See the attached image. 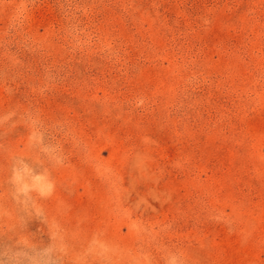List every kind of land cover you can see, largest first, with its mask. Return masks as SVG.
Wrapping results in <instances>:
<instances>
[{
  "label": "rangeland",
  "instance_id": "374dc122",
  "mask_svg": "<svg viewBox=\"0 0 264 264\" xmlns=\"http://www.w3.org/2000/svg\"><path fill=\"white\" fill-rule=\"evenodd\" d=\"M0 264H264V0H0Z\"/></svg>",
  "mask_w": 264,
  "mask_h": 264
}]
</instances>
